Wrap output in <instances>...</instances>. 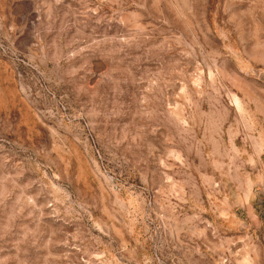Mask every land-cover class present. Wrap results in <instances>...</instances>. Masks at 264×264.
Returning a JSON list of instances; mask_svg holds the SVG:
<instances>
[{"label": "rangeland", "instance_id": "rangeland-1", "mask_svg": "<svg viewBox=\"0 0 264 264\" xmlns=\"http://www.w3.org/2000/svg\"><path fill=\"white\" fill-rule=\"evenodd\" d=\"M0 264H264V0H0Z\"/></svg>", "mask_w": 264, "mask_h": 264}]
</instances>
